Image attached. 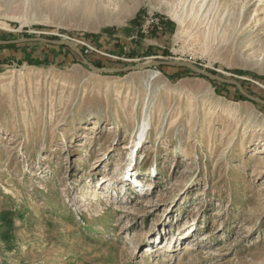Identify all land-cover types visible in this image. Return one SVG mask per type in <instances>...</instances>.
Instances as JSON below:
<instances>
[{"label": "rangeland", "instance_id": "374dc122", "mask_svg": "<svg viewBox=\"0 0 264 264\" xmlns=\"http://www.w3.org/2000/svg\"><path fill=\"white\" fill-rule=\"evenodd\" d=\"M35 37L219 80L0 45V264H264V0H0Z\"/></svg>", "mask_w": 264, "mask_h": 264}, {"label": "water", "instance_id": "95a60500", "mask_svg": "<svg viewBox=\"0 0 264 264\" xmlns=\"http://www.w3.org/2000/svg\"><path fill=\"white\" fill-rule=\"evenodd\" d=\"M25 42H44V43H49V44L58 45V46H66V47L70 48L72 51H74L77 55H79L82 58L83 62L89 68H91L92 70H95L97 72L115 73V72L139 71V70H144V69H147L150 67L161 66V65H170V66L179 65V66H184L186 68H189L191 71H193L197 74L203 75L205 77H208L209 79H218V78H216V77H214V76H212V75H210L204 71H201L200 69L196 68L192 64H189V63L183 62V61H173V62L152 61V62H148L145 64L135 65V66H131V67H123V68H118V69L96 68L92 64L87 62L85 59H83L82 55L78 52V50L69 41H67L65 39L54 41V40H47L44 38H36V37L35 38H24V39H17V40L0 41V45L6 46V45H14V44L25 43ZM220 81L225 82V80H220ZM226 82H228V81H226ZM242 94L244 96H246L247 98H249L250 100L264 105V101L256 99V98H252V97L246 95L244 92H242Z\"/></svg>", "mask_w": 264, "mask_h": 264}, {"label": "bare ground", "instance_id": "6f19581e", "mask_svg": "<svg viewBox=\"0 0 264 264\" xmlns=\"http://www.w3.org/2000/svg\"><path fill=\"white\" fill-rule=\"evenodd\" d=\"M149 129H150V124L147 122V120L146 121H144L143 122V125L141 126V130H140V133H139V141L141 142V144H142V142H143V140H145L146 139V137H147V135H148V131H149ZM140 142H138L137 144H136V147H138V148H141L142 146L140 145V147H139V144H140ZM138 148H137V150H138ZM134 152H133V150H132V152H131V155L133 154ZM132 161V159H130V163L129 164H127L126 166H125V169L127 168V167H129L128 168V170H130V168H132V170H131V173H132V171H133V169L135 168V166H136V163H135V165L134 164H132L133 162H131ZM130 184L128 185V186H135V184L136 183H131V181L129 182ZM139 184V183H138ZM134 189H135V187H134ZM106 206L109 208V207H111V210L112 211H114V212H117L120 208H122L123 206H122V204H121V201H118V199H117V197L116 198H114V200H113V202H111V204L109 203V205L108 204H106ZM186 247H188V245H186ZM185 248V247H184ZM188 250H187V248H186V252H187ZM143 257L145 256V255H142Z\"/></svg>", "mask_w": 264, "mask_h": 264}]
</instances>
